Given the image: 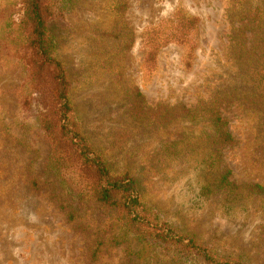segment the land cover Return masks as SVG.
Wrapping results in <instances>:
<instances>
[{"label":"rangeland","instance_id":"obj_1","mask_svg":"<svg viewBox=\"0 0 264 264\" xmlns=\"http://www.w3.org/2000/svg\"><path fill=\"white\" fill-rule=\"evenodd\" d=\"M21 1L0 0V264H128L136 257L134 244L128 248L107 242L96 259L90 257L98 233L110 239L118 232L113 212L90 211L83 220L69 222L57 206L58 181L45 171L50 148L38 126L39 109L23 102ZM240 1L125 0L118 15L113 0H80L53 28L59 39L57 56L70 72L74 105L87 131L115 171H128L139 180L146 205L160 223L223 254L239 248L249 264H264L259 213L224 216L218 203L200 194L195 171L153 166L158 144L167 135L149 130L140 142L141 123L127 113L124 100L130 90L140 91L151 109L207 101L235 71L230 46ZM180 11L194 19L186 24L190 35L181 40L180 20L174 18ZM223 115L236 141L225 152L232 181L264 185V168L254 167L251 160L257 144L253 114L233 105ZM182 128L174 124L167 132ZM161 248L166 249H152L154 256L171 261ZM150 262L156 264L154 258Z\"/></svg>","mask_w":264,"mask_h":264},{"label":"trees","instance_id":"obj_2","mask_svg":"<svg viewBox=\"0 0 264 264\" xmlns=\"http://www.w3.org/2000/svg\"><path fill=\"white\" fill-rule=\"evenodd\" d=\"M79 1H21L18 39L26 44L20 57L26 72L23 102L26 107L39 109L38 126L50 148L45 171L57 178L54 198L58 208L69 222L83 220L90 211L115 214L118 232L110 239L106 233L96 235L92 259L108 242L128 248L135 245V253H131L136 257L128 264H150L152 258L156 264H249L246 253L239 248L223 254L199 243L195 236L161 224L159 216L148 209L139 180L128 171H115L102 148L92 140L74 105L70 72L57 56L59 39L53 28ZM113 1L114 12L122 14L125 0ZM181 13L174 16L180 20L179 40L190 35L186 24L194 23L192 17L183 13V18ZM234 17L238 25L233 28L230 57L235 71L207 101L194 107L159 104L151 109L140 91L130 90L124 100L127 113L141 123L137 127L138 132L142 131L140 142L145 141L149 130L167 135L158 144L153 166L169 169L176 165L181 170L195 171L200 177V194L218 203L224 216L247 218L255 210L264 229V185L232 181L233 171L225 163V152L234 148L236 141L223 115V110L233 105L251 111L257 142L251 160L254 167L264 168V0H241ZM178 123L182 130L167 132ZM196 128L201 131L196 133ZM32 186H38V179L32 181ZM159 247L166 248H161L162 254L173 259L154 256L152 249ZM144 253L149 257H143Z\"/></svg>","mask_w":264,"mask_h":264}]
</instances>
